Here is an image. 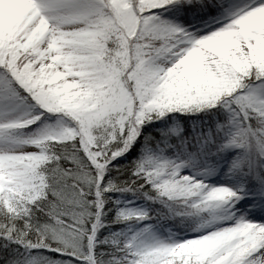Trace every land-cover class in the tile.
Returning a JSON list of instances; mask_svg holds the SVG:
<instances>
[{
    "label": "snow or ice",
    "instance_id": "snow-or-ice-1",
    "mask_svg": "<svg viewBox=\"0 0 264 264\" xmlns=\"http://www.w3.org/2000/svg\"><path fill=\"white\" fill-rule=\"evenodd\" d=\"M0 264H264V0H0Z\"/></svg>",
    "mask_w": 264,
    "mask_h": 264
},
{
    "label": "trees",
    "instance_id": "trees-1",
    "mask_svg": "<svg viewBox=\"0 0 264 264\" xmlns=\"http://www.w3.org/2000/svg\"><path fill=\"white\" fill-rule=\"evenodd\" d=\"M169 18H171V17H169ZM178 23H180V24H182L183 25V21H177ZM190 27H199V25L198 24H196L195 22H193V24L192 25H190ZM157 124H159V121H157L156 122Z\"/></svg>",
    "mask_w": 264,
    "mask_h": 264
},
{
    "label": "rangeland",
    "instance_id": "rangeland-1",
    "mask_svg": "<svg viewBox=\"0 0 264 264\" xmlns=\"http://www.w3.org/2000/svg\"><path fill=\"white\" fill-rule=\"evenodd\" d=\"M164 15H165V16H168V13L165 12ZM211 179H212V180H215V178H211Z\"/></svg>",
    "mask_w": 264,
    "mask_h": 264
}]
</instances>
